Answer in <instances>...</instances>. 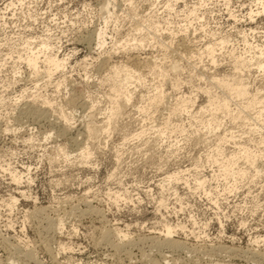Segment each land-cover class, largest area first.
<instances>
[{"label": "rangeland", "instance_id": "374dc122", "mask_svg": "<svg viewBox=\"0 0 264 264\" xmlns=\"http://www.w3.org/2000/svg\"><path fill=\"white\" fill-rule=\"evenodd\" d=\"M256 6L0 0V264H264V103L235 118L246 99L211 84L238 75L244 28L264 45ZM55 52L68 62L48 76ZM239 75L263 87L255 66ZM167 225L184 247L160 244Z\"/></svg>", "mask_w": 264, "mask_h": 264}, {"label": "bare ground", "instance_id": "6f19581e", "mask_svg": "<svg viewBox=\"0 0 264 264\" xmlns=\"http://www.w3.org/2000/svg\"><path fill=\"white\" fill-rule=\"evenodd\" d=\"M227 1L228 0H226V2ZM253 2H255L256 5H258V6H256L257 7L256 10L251 8L246 13V15H247L246 17H248V19L251 22L254 21L255 17H257L258 15H260L261 13L264 12V0H253ZM207 5L208 4H206V6ZM226 5H230V4L226 3ZM170 6L171 5H169V7ZM203 6L204 5H202V2H201V5L193 7L192 12H196L197 10H199L200 7H203ZM111 18H112V16H111ZM104 22H106V24L109 23L108 19H105ZM249 30L252 31V32H255L254 29L251 28V26L249 27ZM96 33H97V36L103 37V34H104L103 28H100ZM242 34H243V41L245 42V45L247 46V51L246 52H248V51L251 52L252 51V53H254V54L248 56L246 54V52H244V54H237L235 52L231 53L232 54V61H233V64H234V68L237 70L236 73H238V75L236 76V74L235 75L231 74L232 75L231 78L215 76L211 80V84L212 85L216 86V84H218L220 87L223 88V90L228 91L230 94L232 93V94H235L239 98L246 99V103H245L246 105H243L242 103L238 104L237 114H236L235 118H239L241 115H243L242 113L246 112L250 108H251L252 111H254L255 108L258 105H260L261 103H264V101H263V99H264V84L262 85L263 87L260 88V90H262L261 94H260V90L257 91L256 93L252 94L250 92V90L248 89V84H247L248 82L246 80H244V78H241L242 75L241 76L239 75L240 73L245 72V70L246 71H250V68L252 66H255L256 69H258V70L264 71V45L261 44V43H259V44L251 43L248 40V38H247L248 31H246L245 28H244ZM222 42H225V41L221 40L220 43H222ZM41 45L43 47H41L40 49H34L33 47H29V52H28L29 54L26 57L27 62L29 64H31L32 66H34V68L36 70L38 69L37 68V64L39 63V60H40V52L43 51L42 48H44V49L46 48V50H47V46H49L48 44H44V43H42ZM205 47L207 49V52L212 55V53L214 52V49L212 47L208 46V45H206ZM44 61L50 67L49 70L47 71V75L50 76L55 69H61V68L63 69L64 66L68 62V58L60 57V55H58L55 52V53L50 54V55L49 54H45ZM211 62L216 64V60L213 59V56H212V61ZM124 71L128 72L127 68H125L123 70L121 68H116V69H114V75L116 77L120 76L121 72H124ZM127 72H125V73H127ZM124 79L125 80H123L119 84V86H121V87L125 86V84H126V82L128 80H127V78H124ZM158 97H161V96L158 94L157 96H154L152 98V100H155ZM130 98H131L130 94L127 95V98L125 99V102L129 101ZM212 100H213V102H212ZM228 103H229V99L228 98L227 99L223 98L221 101L217 100V102H216V100L214 98H210L209 99V104L213 107L212 110H215V111L220 110V109L228 108L229 107ZM186 104H187L186 100H185V103H181L180 105L178 103H176L175 104L176 107L174 109L176 110L179 106H181V107L183 106L184 107L183 109L186 112H188L189 111L188 108H189L190 104H188V105H186ZM256 113L257 114H255V116H254L255 118H257V119L264 118V111L263 112L262 111L261 112H256ZM248 117H249V115H246V116L244 115V116H242V119L245 120ZM205 120H206L205 121L206 126H208V127H213L214 126V123H213L214 118L213 117H210V118L205 119ZM262 128H264V127H261V128L260 127H256V128H254V130L258 131V130H261ZM160 133H162V135H164V132H160ZM219 139L222 140V141H225L226 137L220 135ZM244 152H245V157H246L245 159L247 161L255 163L254 162L255 158H258L259 155L256 154V153H253L252 151H249V150L248 151L245 150ZM224 172L225 173L227 172L226 167L224 168ZM15 176H13V177H15ZM19 178H21V177H19ZM14 181H16V180L14 179ZM198 181H199V185L205 183V181H201V180H198ZM165 230H166V239L163 240V242L160 243V244H162V245L165 244L170 249H178L180 247H184V243L182 241L175 240L174 238H171V234L173 232V229H172L171 226L167 225ZM107 241H108V243H111L113 246L117 244V242H116V244H114V240H111L110 237H109V239L107 238ZM123 244H125V243H123ZM118 246H119V244H118ZM27 256H28V258H32L33 257V256L31 257V254H28V253H27ZM208 264H240V263H234V262H231L230 260H226V259H222V260L216 259V260L210 261Z\"/></svg>", "mask_w": 264, "mask_h": 264}]
</instances>
